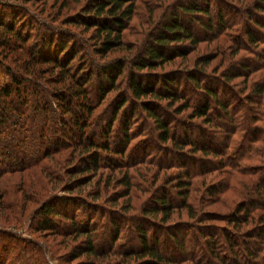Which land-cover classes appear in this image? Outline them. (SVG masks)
Listing matches in <instances>:
<instances>
[{
  "label": "rangeland",
  "instance_id": "374dc122",
  "mask_svg": "<svg viewBox=\"0 0 264 264\" xmlns=\"http://www.w3.org/2000/svg\"><path fill=\"white\" fill-rule=\"evenodd\" d=\"M87 1L0 0V14L20 22L17 29L23 30L25 37L31 34V40L47 24L59 31H75L80 38L88 39L92 30L83 33L81 28L64 21L66 16L80 11ZM194 1L203 6L209 5L212 16L200 17L203 22L212 24L213 34L196 24L192 28L197 42H185L184 56L172 59L162 68L150 70L148 74L150 77L158 73L179 75L180 90L196 105L203 103L204 96L192 84L182 80V73L192 70L202 83L218 88L222 100L230 103L229 118L221 117L222 121L216 120L220 112H216L208 123L202 118L192 119L190 109L177 114L181 102L171 107L166 102L162 105L170 111L171 117L177 115L170 124L177 127L178 137H183L181 127L186 125L191 128L189 134L197 141L198 132L204 131V142L216 148L220 155L206 157L198 152L191 156L193 152L189 148H184L182 153L170 151L167 148L169 144L157 141V126L138 106V116L132 121L133 129H136L132 141L126 147L123 158L118 159L121 166L114 170L115 165L112 168L102 165L98 171L85 175V179H90L87 185L71 183L72 178L77 177L70 176L71 168L81 160L80 151L73 147L51 151L27 169H14L4 174L0 178V252L13 247L8 264L13 260L14 264H19L18 257L26 259L27 264H86L90 261L94 264H122L125 259L123 251L137 247L132 228L134 221L141 223L139 216L152 204L155 194L169 193L179 203L181 199L178 196L182 193L178 184L180 179L189 185L186 187L189 191L187 203L195 208V218L188 217L185 209L180 213L175 211L169 222H163L161 216L151 217L156 225L146 223L147 231L152 233L151 236L154 233L160 237V247L166 254L176 257V264H222L217 256H209L203 238L198 237L197 224L202 223V214L215 211L225 215L234 213L241 202L264 201V3H261L262 0H135L134 14L124 32L126 46H132L133 50L116 52L113 57L126 58L124 55L144 51L151 34L157 32L174 12L178 13L180 8ZM251 32L257 41L251 40ZM20 53V49L7 50L0 46V83L10 81L5 71L7 67L22 71L26 56ZM207 60L209 63L205 64ZM242 66H246L245 71H242ZM52 74L57 73L44 71L38 78L28 76L33 78L34 84L55 90L60 86L49 82ZM127 74L125 71L120 78L118 88L121 90L126 88ZM257 85L263 89L260 95L254 94ZM118 96L117 89L109 93L95 112L93 122L108 119L107 104ZM248 96L253 102L247 103ZM27 145L30 147V143ZM29 150L25 152L26 158L32 157ZM111 158L116 159L115 155ZM205 166L210 172L202 170L201 167ZM124 174L128 176L129 185L120 184ZM209 187H224V190L210 198ZM46 201L75 215L79 224L91 221L89 227L97 231L93 236L100 246L99 257L83 255L77 258L74 255L73 251L83 237L75 239L58 230L49 232L36 228V216ZM259 213L254 211V218ZM208 217L210 220L203 222L213 225L208 234L222 236L228 232L238 242H242V229L248 230L258 224L256 219L243 228L239 226L238 235L235 228L219 217ZM110 218L115 219L123 229L114 244L111 233L104 227V221ZM60 223L62 226L66 224L62 220ZM170 223L172 227L165 229ZM176 230L186 237L184 254L175 251L168 240V231ZM257 233V230L252 232L258 238ZM232 261L228 264H259V260L246 263L242 254Z\"/></svg>",
  "mask_w": 264,
  "mask_h": 264
},
{
  "label": "trees",
  "instance_id": "16d2710c",
  "mask_svg": "<svg viewBox=\"0 0 264 264\" xmlns=\"http://www.w3.org/2000/svg\"><path fill=\"white\" fill-rule=\"evenodd\" d=\"M134 1L88 0L80 11L66 16L65 24L79 27L83 33L92 30L88 39L80 38L75 31H59L47 24L46 28L31 40V34L25 37L23 30L17 29L20 22L0 14V46L7 50L20 49V54L26 56L22 71L7 67L5 71L10 81L0 83V178L14 169H27L29 165L39 162L42 155L48 156L51 151L70 147L80 151L81 159L80 163L71 168L70 176H77L72 178L71 183L77 186L87 185L90 179H85V175L98 171L105 164L108 168L115 165L116 170L121 166L118 159L123 158L135 133L132 121L138 116V106L157 126V141L169 144L170 147L167 148L170 151L182 153L184 148H189L193 152L191 156L198 152L206 157L220 155L216 148L204 142V131L198 132V142L189 134L191 128L186 125L181 127V130H184L183 137H178L177 127L170 124L176 120L177 115L171 117L170 111L162 105V102H166L171 107L181 102L177 114L190 109L192 119L202 118L208 123H211L216 112H220V117H216V120L222 121L221 117L229 118L227 114L230 111V103L222 100L218 88L202 83L192 70L187 71V74L182 73V80L192 84L204 96L203 103L196 105L180 90L179 75L178 78L176 74L158 73L152 75V78L148 74L151 73L150 70L162 68L172 59L184 56L185 42H197L192 28L196 24L213 34L212 24L203 22L200 17L212 16L209 5L203 6L195 1L186 4L178 13L174 12L157 32L151 34L144 51L124 55L126 58L113 57L116 52L133 50L132 46H126L124 32L134 14ZM261 3H264V0ZM257 8L261 6L257 5ZM250 37L252 41H257L252 32ZM176 45L179 47L173 48ZM130 56L134 57L128 60ZM207 63L208 60L205 61V64ZM245 67H241L242 71H245ZM44 71L56 72L57 74H52L48 80L60 87L50 90L32 82L33 78L40 77ZM125 71L128 73L126 88L121 90L118 87ZM116 89L119 96L113 99L111 104H107L108 119L105 122L103 119L93 122L101 103ZM254 91V94L260 95L263 89L257 85ZM248 102H253L250 96ZM27 143H30V147ZM27 149L32 153L31 158H26ZM111 155H115L116 159L111 158ZM201 168L210 172L208 166ZM120 182L124 185L130 184L126 174L121 177ZM178 184L179 190H182L178 196L181 199L179 203L169 193L155 194L152 204L139 216L141 223L134 221L135 226L132 228L135 230L137 247L123 251L125 259L122 264L178 262L174 255L166 254L160 247V237L154 233L151 236L152 233L148 232V227L145 226L146 223L156 225L152 218L158 216H161L163 222H169L175 211L180 213L182 209L186 210L188 217L195 218V208L187 203L188 184L186 185L184 179H180ZM223 190L224 187H209L207 191L212 198ZM64 211L51 201H46L36 216V228L49 232L58 230L60 233L72 235L75 239L83 237V241L73 251L74 255H77V258L83 255L99 257L100 246L95 235L93 236L97 231H92L89 227L91 221L79 224L75 215ZM254 211L260 212L256 218ZM202 216V223L197 224V234L203 238L209 256H217L220 263L228 264L233 263L232 260L242 254L246 263L259 260V264H264V201H251L250 204L241 202L234 213L219 215L215 211H205ZM208 216L219 217L235 228L238 235L241 230L239 226L242 225L243 228L256 219L258 224L248 230L242 229V242H238L237 238L228 232L222 233V236L208 234V230L213 226L203 223L210 220ZM60 220L66 223L65 226H62ZM172 225H166L165 229L169 230ZM120 226L113 218L104 221V227L111 233L113 244L123 230ZM254 230H257L258 238L252 234ZM168 232V240L174 245L175 251L184 254L186 237L180 235L178 230ZM12 248L11 246L0 252V264H8ZM17 259L19 264H27L26 259ZM11 264H14V260ZM86 264H94V261Z\"/></svg>",
  "mask_w": 264,
  "mask_h": 264
}]
</instances>
